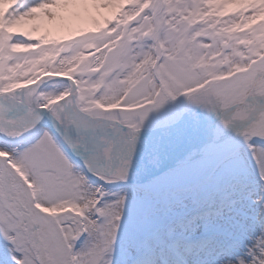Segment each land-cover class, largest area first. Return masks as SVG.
I'll use <instances>...</instances> for the list:
<instances>
[{
    "label": "snow or ice",
    "instance_id": "1",
    "mask_svg": "<svg viewBox=\"0 0 264 264\" xmlns=\"http://www.w3.org/2000/svg\"><path fill=\"white\" fill-rule=\"evenodd\" d=\"M0 264H264V0H0Z\"/></svg>",
    "mask_w": 264,
    "mask_h": 264
}]
</instances>
